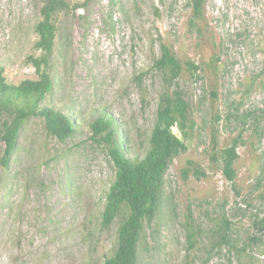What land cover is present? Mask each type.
<instances>
[{
  "label": "rangeland",
  "instance_id": "1",
  "mask_svg": "<svg viewBox=\"0 0 264 264\" xmlns=\"http://www.w3.org/2000/svg\"><path fill=\"white\" fill-rule=\"evenodd\" d=\"M41 6L0 0V67L11 84L38 78L28 59L41 54L35 47ZM192 15L191 0H88L56 15L53 88L41 105L71 116L76 132L61 142L41 118H31L8 168L0 139V264H105L113 255L127 212L102 227L115 168L91 139V123L112 117L125 155L145 157L165 89L154 64L162 42L183 64L172 89L185 92L197 124L168 168L164 201L139 246L140 264H264V0H207L201 37ZM188 61L203 70H186ZM235 140L232 182L212 155ZM198 166L206 173L201 178L193 174ZM225 217L228 234L240 247L247 243L245 250L216 242ZM187 221L199 230L192 246Z\"/></svg>",
  "mask_w": 264,
  "mask_h": 264
},
{
  "label": "trees",
  "instance_id": "2",
  "mask_svg": "<svg viewBox=\"0 0 264 264\" xmlns=\"http://www.w3.org/2000/svg\"><path fill=\"white\" fill-rule=\"evenodd\" d=\"M41 1L42 19L36 25L39 38L35 43V47L41 49V54L39 57L30 55L28 59L35 67L38 78L11 84L0 67V139L5 144L1 161L6 168L10 166L18 149L24 125L31 118H41L47 133L61 142H67L76 132V123L71 116L55 108L42 106L41 103L53 88L51 59L58 36L56 15L60 11L86 7L88 0L75 4H70L67 0ZM206 2L207 0H191L193 15L190 25L198 32L199 37L202 36L201 19L205 17ZM160 48V56L155 59L154 64L161 73L165 89L160 94L150 148L145 157L134 161L125 155L123 141L119 135L120 128L112 117L100 116L91 123V139L103 146L115 168V179L107 193L102 213V227L109 228L124 208L127 212L119 225L115 251L112 256L106 258L105 264H140L139 246L146 223L154 221L164 201L168 168L176 157L187 150L186 141L190 139V133L195 130L197 124L191 102L185 92L179 85L172 89L185 70L183 64L171 45L162 42ZM186 64V70L193 74L203 70V66L193 61ZM237 146L238 141L235 140L231 146L214 151L212 155L215 161L221 162L224 175L232 182L237 177ZM190 170L189 167L183 170L185 178L190 175ZM193 174L197 178L206 175L199 166L194 168ZM221 220V229L218 230L223 233L220 234L221 239L216 242H227L237 253L245 250L247 243L240 247L228 234L231 232L229 219L225 217ZM185 227L187 242L192 246L199 230L189 221ZM187 263L189 264L188 261Z\"/></svg>",
  "mask_w": 264,
  "mask_h": 264
}]
</instances>
